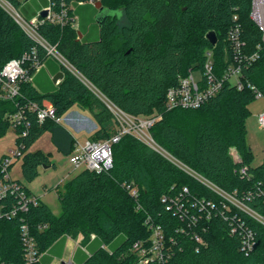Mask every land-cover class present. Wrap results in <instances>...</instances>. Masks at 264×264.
<instances>
[{"label":"trees","instance_id":"16d2710c","mask_svg":"<svg viewBox=\"0 0 264 264\" xmlns=\"http://www.w3.org/2000/svg\"><path fill=\"white\" fill-rule=\"evenodd\" d=\"M7 1L15 7L22 5L20 0ZM101 2L115 15L99 25L94 19L96 7L79 6L81 39L70 25L45 21L37 30L121 109L134 115L161 113V119L150 128L154 141L195 174L127 133L113 145L112 168L101 172L84 169L66 183L59 193L60 214L42 200L26 214L40 251L54 250L59 243L63 247L68 236L83 234L88 252L83 246L76 251L77 264H139L133 245L149 239L150 224H159L167 259L152 264H264V223L213 187L264 217V162L251 165L246 127L249 105L255 99L247 83L264 93V43L262 31L250 15L252 0ZM236 24L242 55L258 53L243 66L245 88L227 81L199 108L168 110V89L190 71L202 72L207 50L213 52L215 74L222 75L234 58L228 36ZM210 31L217 35L216 44L207 36ZM34 48L41 62L48 57L47 50L0 5V72L8 60ZM62 70L64 77L50 90L42 92L33 82L23 81L21 95L13 99L0 96V137L12 127L7 115L31 101L53 104L58 117L78 103L92 112L98 125L94 139L115 133L113 113L106 102L69 68L62 65ZM29 117L27 134L21 135L22 127L13 129L15 143L23 152V174L31 181L39 174V166L50 165L52 160L51 152L30 150L41 135L51 132L52 142L65 155L72 153L76 138L57 119ZM232 148L240 160L233 156ZM130 187L138 188L137 198ZM184 187L189 189L182 197L184 207L179 211L169 208L170 197ZM207 201L214 205L202 208ZM247 230L256 241L248 253L242 249ZM0 256L4 263L24 264L18 219L0 221ZM51 261L47 256L38 264Z\"/></svg>","mask_w":264,"mask_h":264},{"label":"built area","instance_id":"2783aa9c","mask_svg":"<svg viewBox=\"0 0 264 264\" xmlns=\"http://www.w3.org/2000/svg\"><path fill=\"white\" fill-rule=\"evenodd\" d=\"M29 1L24 0L23 4ZM98 1L101 0H45L42 8L34 16L27 18L20 14L9 1H7L8 5H6L9 8H14V12L11 13L12 16L32 38L47 50L48 56H53L63 66L69 68V61L60 53L56 45L49 43L39 34L37 28L45 21L62 26L70 25L77 32V38L81 39L83 34L80 30V16L77 13V8L85 4L95 6ZM44 11L47 12L45 16L42 15ZM250 15L262 31V40L264 43V0H252ZM228 39L231 43L234 58L229 62L222 75L218 76L215 74L213 52L212 50H207L205 53L206 60L202 70V77L197 79L194 73L195 71L192 70L189 74L180 78L178 85L168 89L166 94V108L168 110L177 107L199 108L211 97L215 96L227 81L235 85L238 89L245 88L246 82L243 79V66L247 60L256 59L258 53H254L251 56L242 55L241 46L243 43L240 39V27L238 24L230 29ZM42 64L43 61L41 62L39 60L37 48H34L31 52L24 53L20 57L8 60L0 72V96L13 99L21 95L22 82H33L34 73L40 70ZM247 86L254 92L255 98L264 99V93L255 84L249 82ZM106 105L113 113L116 131L111 137L105 139L86 138L84 141H80L75 137V146L69 155V161L74 170L81 171L85 169L93 172H101L104 169L112 168L113 145L119 142L122 136L127 133L133 134L145 142L147 141L149 145H151V141H154L150 133V128L156 121L161 119V113L154 112L148 115H134L124 111L110 100L106 102ZM30 114H36V117L40 121L57 119L63 123V116H57V111L53 104L40 105L34 101L19 107L14 113L8 114L7 118L11 122L12 128L22 127L21 135H25L31 124ZM68 119L69 117L66 116L65 121L67 122ZM258 125L261 129H264V108L258 114ZM232 150L236 152L235 154L232 153L236 155L234 157L240 160L236 149L232 148ZM22 157L23 152L18 145H16L15 149H10L0 157V169L3 173V177L0 179V221L12 219H18L20 221L24 264H38L45 252L40 251L26 214L33 206L38 205L41 199L28 190L10 173V169L15 160ZM246 169L244 167L242 171L245 173ZM213 187L222 195L228 197L235 204L252 214L253 211L248 209L241 200L226 194L216 186ZM129 189L133 197L137 198L139 196L137 187H130ZM188 191L189 189L184 187L180 194L170 197L169 208H174L178 211L181 210L184 207L182 203L183 194ZM261 192L264 194V188L261 189ZM9 196L12 197L9 198ZM213 205L211 201H207L206 203H202V208L206 206L212 207ZM252 215L255 216L254 214ZM257 215L260 216L259 214ZM260 217L263 220L258 219L264 223V217ZM148 222L149 220H147ZM43 227H46V224L39 226L40 229ZM150 229L152 233L148 240H138L133 245V248L138 253L139 264L164 263L167 258L164 252V232L162 227L159 224H150ZM91 236L92 238L95 237L94 234ZM255 243L254 233L250 230L245 231L242 240V249L248 253L254 248ZM66 263L77 264L71 259L67 260ZM0 264H7L1 260V256Z\"/></svg>","mask_w":264,"mask_h":264},{"label":"rangeland","instance_id":"374dc122","mask_svg":"<svg viewBox=\"0 0 264 264\" xmlns=\"http://www.w3.org/2000/svg\"><path fill=\"white\" fill-rule=\"evenodd\" d=\"M24 0H20L21 4H23ZM7 1L6 0H0V5L6 9L8 12L12 13L14 12V8L22 15H24L26 18L27 16L24 14V11L31 12L33 14L32 10H35L37 7V4L40 6L42 5L40 0H32L29 2L28 6L23 7H13L9 8L7 7ZM15 19V18H14ZM121 21L120 23H122ZM68 64V63H67ZM69 69L77 74L84 82L88 85V87L93 90V92L101 98L104 102H108L107 97L99 90L97 89L90 81H88L82 74H80L72 65L68 64ZM195 76L197 79L202 77L201 70H196ZM53 82V80H52ZM84 106L76 103L72 105L68 111H66L63 115V124L66 126L74 135L77 137L80 141H84L87 138H94L95 131L89 132L87 130L83 131H76V129L68 124L65 121V117L70 112H81ZM250 108V115L248 116L246 120V127H247V142L252 150V158H251V165L252 166H258L261 163L264 162V129H261L258 125V114L259 112L264 108V99L262 98H255L249 105ZM116 127V125H115ZM152 136V134H151ZM147 142V141H146ZM152 146H156L161 152L171 160H173L175 163H177L180 167L184 168V170L193 173V170H191L189 167L185 166L181 162L177 161L173 156H171L167 151H165L163 148L158 146V144L155 141H151ZM16 143H15V132L12 127L9 128L8 132L5 136L0 137V157L3 155V153H7L10 149H15ZM42 149L45 152H51V165L49 167H45L44 164H41L39 166V174L33 179L28 180L22 171V164L23 159L18 158L15 160L14 164L12 165L10 169V173L14 178H20V180L29 188L31 189L32 193L42 195V198L46 204L49 205L51 210L55 214H60L62 211V205L61 201L59 199V193L60 191H64L66 183L70 180L69 178L71 175H69V172L78 173V170H74L72 164L69 161V155H65L58 151L54 143L51 139V133L45 132L43 135H41L31 146V150H38ZM233 154L236 152L232 150ZM236 156V155H233ZM48 165V164H47ZM69 175V177H68ZM236 202V201H235ZM252 212V211H251ZM257 218H261L257 214L253 213ZM96 235L95 233H92ZM91 234V235H92ZM75 242H77V245L84 246V240H83V234H79L76 237H73ZM92 238V236H91Z\"/></svg>","mask_w":264,"mask_h":264},{"label":"crops","instance_id":"0c3cea01","mask_svg":"<svg viewBox=\"0 0 264 264\" xmlns=\"http://www.w3.org/2000/svg\"><path fill=\"white\" fill-rule=\"evenodd\" d=\"M30 1H32V0H30ZM40 1H41L42 5L40 6L39 4H37V7L35 8V10H32L33 14H31L30 11L29 12L24 11V14L27 17L34 16L36 14V12L38 10H40L45 3V0H40ZM29 2H27L26 4H22L21 5L22 8L28 6ZM94 7H96V6H94ZM96 9L98 12V8H96ZM94 19L96 21V18H94ZM96 23H97V21H96ZM60 71H63L62 70V64L53 56H48L43 61V64H42L40 70H38L34 73V77H33L34 86L42 92L54 88L59 83L58 81L55 82L54 78H55L56 74H58ZM52 80H53V82H52ZM67 116L69 117L67 123L70 124L71 126H73L76 129V131H78V132L83 131V130H87L89 133V132L96 130L98 127V125H97V123H96V121L92 115V112L89 109H82L81 112L73 111V112H70ZM47 132H49V131H47ZM51 139H52V134H51ZM40 150H42V149L40 148ZM4 154L5 153H3V155ZM76 174L77 173L74 174L73 172H69V175H71V177L69 179H71ZM69 175H68V177H69ZM16 179H20V178H16ZM30 191H32V190L30 189ZM37 196H39L40 199L42 201H44L41 194H39ZM81 247H82V245H80V246L77 245V242H75L73 237L68 236L65 240L63 247H62V244H60V243L57 244L56 248L54 250H51V251L49 250V251L45 252L44 255L42 256V259H44V257H47V256L52 257V261L50 264H61V262L63 260L67 261L70 259L73 260L74 262H76L75 261V254H76V251ZM83 249L85 251L87 250L84 246H83ZM86 252H88V250Z\"/></svg>","mask_w":264,"mask_h":264},{"label":"water","instance_id":"95a60500","mask_svg":"<svg viewBox=\"0 0 264 264\" xmlns=\"http://www.w3.org/2000/svg\"><path fill=\"white\" fill-rule=\"evenodd\" d=\"M96 8H98V12L97 14L95 15V18H96V21L99 25H101L103 23V21L109 17V16H114L115 15V11L114 10H111L105 6H103L102 2L101 1H98L96 3ZM47 12H43L42 15L45 16ZM208 38L210 40V42L212 44H216L218 39H217V35L215 33V31H210L208 33ZM64 77V72L63 71H60L58 74H56L55 78H54V81L57 82L59 79L61 80L62 78ZM152 146V145H151ZM154 147V146H152ZM156 148V147H154ZM157 149V148H156ZM45 167H49V165H44ZM61 264H67L65 260H63L61 262Z\"/></svg>","mask_w":264,"mask_h":264},{"label":"bare ground","instance_id":"6f19581e","mask_svg":"<svg viewBox=\"0 0 264 264\" xmlns=\"http://www.w3.org/2000/svg\"><path fill=\"white\" fill-rule=\"evenodd\" d=\"M156 147V146H155Z\"/></svg>","mask_w":264,"mask_h":264}]
</instances>
